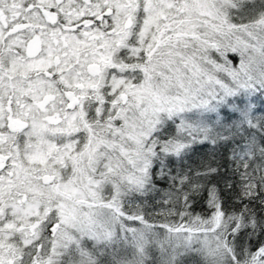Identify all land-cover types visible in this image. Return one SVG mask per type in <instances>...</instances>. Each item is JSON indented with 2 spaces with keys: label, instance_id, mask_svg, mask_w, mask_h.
Segmentation results:
<instances>
[{
  "label": "snow or ice",
  "instance_id": "1",
  "mask_svg": "<svg viewBox=\"0 0 264 264\" xmlns=\"http://www.w3.org/2000/svg\"><path fill=\"white\" fill-rule=\"evenodd\" d=\"M0 264H264V0H0Z\"/></svg>",
  "mask_w": 264,
  "mask_h": 264
},
{
  "label": "trees",
  "instance_id": "2",
  "mask_svg": "<svg viewBox=\"0 0 264 264\" xmlns=\"http://www.w3.org/2000/svg\"><path fill=\"white\" fill-rule=\"evenodd\" d=\"M215 155L216 160L222 166V170L226 171L229 166L228 151L225 147H218L214 149L211 145L197 146L193 157L192 163H198L201 160L208 159L209 155Z\"/></svg>",
  "mask_w": 264,
  "mask_h": 264
}]
</instances>
